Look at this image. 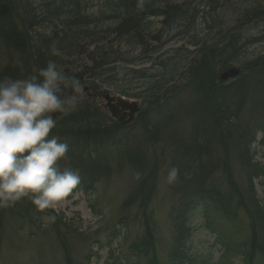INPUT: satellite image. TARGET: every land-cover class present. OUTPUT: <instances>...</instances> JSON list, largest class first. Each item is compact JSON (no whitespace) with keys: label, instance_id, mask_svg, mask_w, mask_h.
Instances as JSON below:
<instances>
[{"label":"rangeland","instance_id":"rangeland-1","mask_svg":"<svg viewBox=\"0 0 264 264\" xmlns=\"http://www.w3.org/2000/svg\"><path fill=\"white\" fill-rule=\"evenodd\" d=\"M25 1L34 9L32 14H43L47 0ZM102 1L92 0L90 9L95 10ZM195 2L200 7L199 18L193 26L170 38L163 52L176 50L181 56L188 55L194 48L185 44L187 39L202 38L204 29L211 31L206 44L222 36L221 42L234 39L242 47L230 66L238 68L240 75L223 82L222 92L215 94L223 102L220 129H215L207 118L211 110L198 102L203 97L192 87L162 101L160 107L142 104L146 116L110 136L94 139L92 133L87 134L89 137L85 133L66 134L68 130L74 134L89 123L71 117L104 103L89 99L86 93H76V107L54 117L56 126L49 138L56 137L69 145L66 158L58 164L62 170H78L81 178L56 209H48L62 223L60 232L72 264H151L152 260L154 264H245L243 253L250 242L251 220L245 204L243 207L238 203L226 170L247 206L253 199L256 213L258 206H264V0H225L217 9L213 5L206 8L207 3L201 0ZM3 3L6 2L1 3L2 7ZM259 9L262 15H253ZM2 53L6 48L0 41ZM197 75L202 77L201 70ZM238 82L245 85L242 97ZM109 94L115 96L113 92ZM98 109V117L109 122L110 115L102 107ZM144 122L154 130L149 136H157L150 146L143 137ZM221 136L227 140L229 162H225L227 154L221 149ZM195 141L201 149L196 155L189 150ZM254 164L263 170L257 177ZM173 167L178 169V175L170 182L167 177ZM143 183L152 190L146 208L138 197ZM85 185L90 187L88 191L83 190ZM216 190L230 203V207L225 206L227 212L213 207L202 193ZM132 197L136 199L127 204ZM29 202L25 197L4 208L0 264H66L52 222L44 226L41 217L45 216L37 215ZM22 206H27L29 214ZM181 213L189 232L176 240L173 222ZM146 221L154 248L149 254H134L131 247L146 239ZM256 254L254 264H264V257Z\"/></svg>","mask_w":264,"mask_h":264},{"label":"trees","instance_id":"trees-1","mask_svg":"<svg viewBox=\"0 0 264 264\" xmlns=\"http://www.w3.org/2000/svg\"><path fill=\"white\" fill-rule=\"evenodd\" d=\"M10 1L0 0V41L6 48V53L0 54V79L5 76L26 79L36 75L40 68L53 60L62 66L65 72L78 77L83 87L88 86L92 96L100 91L103 94L113 92L128 99L139 100L149 108L160 107L162 101L170 99L182 89L192 87L203 97L198 102L207 110H211L206 114L207 118L215 129L221 128L223 102L215 97V94L218 91L222 92L220 87L223 84L218 80V74L230 68L232 59H236L242 47L237 45L234 39L230 42H221L224 38L222 36L213 44H206L211 31L204 29L202 38L187 39L185 44L194 48V51L188 55L181 56V52L176 50L163 52L170 38L193 26L192 24H195L199 18L200 7L196 0L182 3H173L171 0H103L95 10L90 9L92 7L89 6L92 0H47L41 16L32 14L34 9L25 0ZM2 2H6L3 3L4 7L1 6ZM201 2L207 3L204 4L206 8L213 5L217 9L225 0H201ZM262 12V9L254 10L253 15L261 16ZM38 27L44 30H36ZM53 45L62 52V56L51 55L50 48ZM200 70L202 77L197 75ZM238 85L241 89L239 95L242 97V89L245 85L241 82H238ZM66 93L68 94V90H65L64 95ZM98 108L86 109L71 117L74 121L82 123L88 120L89 123L83 124L74 134L69 130L66 134L75 136L85 133L86 137H89L87 134L92 133V137L96 139L101 135L110 136L122 130L117 122L110 119L111 124H109L105 117L100 119ZM168 109L170 110L169 107ZM237 111L238 107L234 111L235 115H238ZM144 115L145 112L142 111L137 116V120H142L146 116ZM143 129V137L147 146H150V141L156 140L157 136H149L154 130L147 122L143 123ZM221 137L223 151L227 140H224V136ZM196 145H198L197 141L189 147L195 155L201 151ZM225 153L227 154L226 149ZM225 158V162H229L228 154ZM245 160L246 158L243 162ZM253 167L254 176L263 173L258 164H254ZM226 175L230 185L238 194V203L243 207L245 204L247 215L251 220L250 242L243 257L245 264H254L258 255L256 253L264 257L262 242L264 241V206H258L255 213L256 206L253 199L250 201L252 205L247 206L245 198L238 191L227 170ZM144 185L146 184L143 183L141 186ZM89 188L85 185L83 190L88 191ZM182 189L183 187L178 192L181 193ZM216 191L202 193L211 201L213 207H220L223 212H227L225 206L230 207V203L225 201L218 190ZM151 192L149 186H144L142 194H139L142 207H147ZM134 199L136 198L132 197L127 204ZM21 208L29 214L27 206ZM30 208L37 215L56 217L52 226L53 231L65 253V263L72 264L60 232L62 223L54 211L47 209L38 212L31 203ZM3 211L4 208H0V245ZM173 231L176 240L189 232L186 218L182 213L174 220ZM146 232V239L131 247L134 254H149L154 248L153 234L147 221ZM151 264H154L153 260Z\"/></svg>","mask_w":264,"mask_h":264},{"label":"clouds","instance_id":"clouds-1","mask_svg":"<svg viewBox=\"0 0 264 264\" xmlns=\"http://www.w3.org/2000/svg\"><path fill=\"white\" fill-rule=\"evenodd\" d=\"M50 52L62 56L54 45ZM82 92L80 79L53 60L26 79H0V208L27 197L38 212L56 209L80 184L78 170L58 164L69 145L49 134L56 126L52 114L74 109ZM177 175L173 167L167 179ZM55 218L41 217L44 226Z\"/></svg>","mask_w":264,"mask_h":264},{"label":"water","instance_id":"water-1","mask_svg":"<svg viewBox=\"0 0 264 264\" xmlns=\"http://www.w3.org/2000/svg\"><path fill=\"white\" fill-rule=\"evenodd\" d=\"M240 74V70L237 68H230L227 71L223 72L219 76V80L224 82L230 79L237 77ZM88 90L87 87L83 88V92ZM88 96H90L88 94ZM104 101L106 102L103 105V108L108 111L110 117L117 121L121 126L130 125L134 119L135 115L140 113V103L136 101L124 100L119 97H111L109 95L103 96ZM60 112L54 113L53 117H55ZM126 113H128V119L124 120L126 117Z\"/></svg>","mask_w":264,"mask_h":264},{"label":"flooded vegetation","instance_id":"flooded-vegetation-1","mask_svg":"<svg viewBox=\"0 0 264 264\" xmlns=\"http://www.w3.org/2000/svg\"><path fill=\"white\" fill-rule=\"evenodd\" d=\"M127 114V113H126ZM127 118V116L124 118V120Z\"/></svg>","mask_w":264,"mask_h":264}]
</instances>
